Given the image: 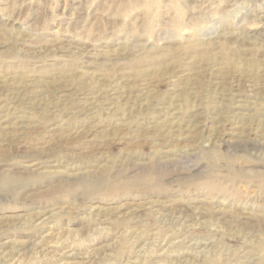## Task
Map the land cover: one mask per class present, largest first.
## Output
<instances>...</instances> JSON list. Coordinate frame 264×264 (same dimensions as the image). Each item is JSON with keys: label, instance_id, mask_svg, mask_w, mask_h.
Wrapping results in <instances>:
<instances>
[{"label": "rangeland", "instance_id": "1", "mask_svg": "<svg viewBox=\"0 0 264 264\" xmlns=\"http://www.w3.org/2000/svg\"><path fill=\"white\" fill-rule=\"evenodd\" d=\"M0 264H264V0H0Z\"/></svg>", "mask_w": 264, "mask_h": 264}, {"label": "bare ground", "instance_id": "2", "mask_svg": "<svg viewBox=\"0 0 264 264\" xmlns=\"http://www.w3.org/2000/svg\"><path fill=\"white\" fill-rule=\"evenodd\" d=\"M45 236H48V237L46 238V237L43 236V240L37 243L38 246H41V244H44L46 240H49V241L54 240V239H52V238L54 237V233L51 234V235L49 234V235H45ZM55 236H57V233H56ZM65 240H66V239H65ZM49 241H47V242L49 243ZM41 242H42V243H41ZM53 242H55V241H53ZM56 242L58 243V242H59V239H57ZM56 242H55V243H56ZM46 244H47V243H46ZM50 244H51V242H50ZM63 255L70 256V255H72V254H71V253L69 254V253H65V252H64ZM63 260H64V259H63Z\"/></svg>", "mask_w": 264, "mask_h": 264}]
</instances>
